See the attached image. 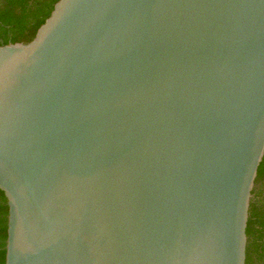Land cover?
<instances>
[{
	"label": "water",
	"instance_id": "water-1",
	"mask_svg": "<svg viewBox=\"0 0 264 264\" xmlns=\"http://www.w3.org/2000/svg\"><path fill=\"white\" fill-rule=\"evenodd\" d=\"M264 156V0H59L0 46L5 264H245Z\"/></svg>",
	"mask_w": 264,
	"mask_h": 264
},
{
	"label": "trees",
	"instance_id": "trees-1",
	"mask_svg": "<svg viewBox=\"0 0 264 264\" xmlns=\"http://www.w3.org/2000/svg\"><path fill=\"white\" fill-rule=\"evenodd\" d=\"M59 0H0V46L29 43ZM245 264H264V156L251 192ZM8 207L0 191V264H5Z\"/></svg>",
	"mask_w": 264,
	"mask_h": 264
}]
</instances>
